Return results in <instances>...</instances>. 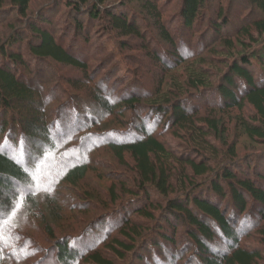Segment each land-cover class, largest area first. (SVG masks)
Segmentation results:
<instances>
[{
    "label": "trees",
    "instance_id": "trees-1",
    "mask_svg": "<svg viewBox=\"0 0 264 264\" xmlns=\"http://www.w3.org/2000/svg\"><path fill=\"white\" fill-rule=\"evenodd\" d=\"M231 1L49 0L36 16L32 0H0V264H264V150L239 163L234 144L227 154L210 144L209 136L227 131L220 118L197 122L205 108L225 113L248 105L254 114L240 118V127L264 146V46H255L264 36V0ZM228 4L240 5L238 16L246 8L262 15H244L237 24ZM69 6L73 18L64 20ZM100 28L102 42L92 46ZM219 41L243 51L211 80L203 57ZM130 56L137 66L153 64L152 83ZM48 62L55 68L45 70ZM46 78L54 84L50 95L43 91ZM53 94L68 104L56 111ZM82 106L90 107L88 117L92 109L96 114L83 125L86 133L75 135L63 114L78 110L79 120ZM174 128L206 139L211 151L197 144L176 156L165 142ZM101 142L120 166L127 155L134 163L135 187L112 182L103 211L123 207L108 230L121 236L110 248L117 263L102 252L106 241L80 249L74 235L55 228L65 217L55 190L64 183L76 188L88 177L89 148ZM120 192L130 197L119 202ZM96 221L106 224L93 220L85 230ZM24 222L25 230H44L39 239L26 237L33 258L15 240ZM252 235L260 246L245 242Z\"/></svg>",
    "mask_w": 264,
    "mask_h": 264
},
{
    "label": "rangeland",
    "instance_id": "rangeland-1",
    "mask_svg": "<svg viewBox=\"0 0 264 264\" xmlns=\"http://www.w3.org/2000/svg\"><path fill=\"white\" fill-rule=\"evenodd\" d=\"M48 1L49 0H32V4H31L32 14L38 16L40 12L42 11L44 4H48ZM230 2L232 1L230 0ZM227 6L228 7L230 6L231 8H233V11L231 10L232 12L231 11L230 12L233 13L232 17L235 18L237 24L239 21H240L239 23H241L242 20L245 21L244 15H246L247 17L248 14L253 13L251 12V10L253 9L246 8L245 10H242L244 12L242 16H238V14L241 15L240 14L241 9L239 8L240 7L239 4L233 5V6L228 4L226 5V8ZM69 7L66 8V14L63 16L64 20L66 19L70 20V18H73L70 12L71 7L70 8ZM172 13L177 14V11L174 10L172 11ZM252 15H253L252 17H259L262 14H260V11L256 10V12H254ZM262 16H264V13ZM246 19H249V16ZM84 23L86 27L84 29V32H86L89 30L90 23L88 20H85ZM151 29L152 28L149 27V30ZM101 32H102L101 28L99 29V31L97 30L93 31L94 34L92 36L91 43H90L92 46L93 44L102 42L104 35L101 34ZM262 40L263 41L260 44L255 45V46H258L257 49L264 46V36ZM224 45H225L224 42L219 41L218 43H216V47L214 46L217 49V51H215L213 48L209 50L206 53V55H204L203 57L204 68L206 69V71H208L207 74L211 80H215L217 78V76L214 75V72L225 70L226 65L229 62H231L229 60L230 57L235 55V53H240L241 51H243L241 50L243 48L241 46L239 47L238 45H237L238 47L236 46L231 49L229 48L226 49ZM225 46H228V45H225ZM253 47L254 46L252 45L249 48L250 51L253 50ZM130 52L131 51H124L123 53L130 54ZM141 55H145L144 51H142ZM144 58H147V57H144ZM101 59L102 58L98 57L97 60L92 61L91 63L92 68L99 65L101 62ZM134 59L135 58H131L130 56L129 61L132 64V66L134 68H137L140 74L141 73L143 74L144 76L143 78L148 84L149 82L152 83V81L155 79L154 74H153L154 73L153 64L149 62L148 60H145L144 62L138 61L137 62L138 66H137L135 64ZM47 64L49 68L46 65V67H44L45 70H50V68L51 69L55 68V66H53L51 62H48ZM106 69H109V66L105 65V67L102 70H100L101 71L100 77H103V75L106 72ZM61 70L65 71V73L67 71H74L72 73V76H74L75 74H79L75 69L71 67L70 68L62 67ZM50 74L58 75V72L53 70V71H50ZM183 79L184 78L182 77L181 79H179V81L181 82ZM46 81H47V78L42 83H45ZM44 87L45 88H43V91L46 90L47 93L50 95L51 94L50 91L53 90L54 84L50 81L49 82L47 81ZM55 97L56 95L53 94L51 96L52 100L49 101V103H50V107L54 108L56 111L61 110L60 104H64L65 106L68 104L67 101H64L63 99L57 100ZM71 106H73V103H71ZM89 108L90 107L86 108L84 106L79 107V113H81L82 117H85L84 123L82 121L83 119L82 117L79 120L76 118V113H78V110L76 112L74 111L75 113H73V109L71 110L67 109L66 113L68 117L66 114L65 115L63 114V118L66 119L67 124H69L68 126L71 125V128L76 130L75 135L78 134L79 132L86 133V128L89 127V125L86 126V128H82L83 125L86 123V121H90L91 118L95 116L96 114L95 109H92L91 115H89L90 117L86 115L87 110ZM54 113L51 114L52 117H54L55 115ZM253 114H254V110L248 105H246V107L243 110H237V111L232 110V111H228L225 113H223L222 110L220 111L216 110L214 112V110L212 109L207 110V108H205L198 113L197 122L201 124V122H204L205 117L212 118L213 116H216L217 118H220L225 128L227 129V131H225V134L221 138L218 135L209 136L210 144H214L215 146L219 147L221 152L222 153L226 152V154L227 152L230 151L229 148L231 147V145L234 144L236 147V154H237L236 159H238L239 163H241V162H244L249 155H251V158H252V155H254V153L261 152L264 150V146L262 144H258L257 142H254L248 138V136L242 131V128L240 127V124H239L240 118H242L243 116L250 117ZM112 118L113 117H110L108 121L111 120ZM106 123L107 121L105 122V124ZM99 127H102V126H99ZM177 129L178 128H174V130L166 137V140H165V142H167L166 144L167 147H169L170 149H173V152L176 153L175 154L176 156H180L182 154L187 155V153L192 151V147L197 146V144H199V146L203 145L207 147L206 151L207 150L209 152L211 151L210 147L208 146L209 143L208 145L207 143H205L206 139L195 141V139L190 134L189 129H185L183 131H179V129L178 130ZM224 137H226L225 138L226 141L222 140L224 139ZM90 141H91L90 139H85V144L88 145ZM91 144H92V141H91ZM89 150L90 152L87 155V161L90 163L92 169L90 170L88 177L85 178V180L81 181L79 186L76 188H73L69 184L64 183V185L62 184L60 185L59 189L55 190L57 194H59L58 192L61 191V195L60 194L59 195L61 196L60 199L65 208L64 210L65 217H63V219H61L60 222H56L55 228L57 232L59 231L60 233L64 232L65 234L74 235L73 238H75V240L78 242V247L80 249L83 247L84 248L89 247L101 241H104V242L106 241L104 244H108V245L107 246L105 245L102 252L110 256L111 257L110 259H114L115 263H117V256L110 250V248L114 244L113 240L118 239V237L121 238V236L118 230L115 232V233L118 232L117 234L115 233L113 234L112 231L114 230H111V231H108V230L114 229V226H117V223L122 219L120 211L121 209H123V207L118 206V207H115L114 209H110V211L105 213L104 215H103V211L106 208V204H109V201H111L109 197L108 187L111 185L112 182L119 181L120 183H124L128 185L130 188L135 187V184H134L135 178H132L134 177V171L132 168L134 163L132 159L129 158V155H127L126 162L127 164H130V167H128L127 164H122L120 166L116 158L107 148V145H105L103 142L99 143L98 145L93 144V146L89 148ZM199 155H194V156H198V158L199 157L202 158V156L201 155L199 156ZM222 157L223 155L219 157L218 161H220ZM239 163L237 164L239 165ZM239 166L241 167V165ZM175 178L177 179L178 177L176 176L174 177V182L177 183L179 179L175 180ZM83 193L87 194V196L83 195ZM121 194H122L123 199H121V201L119 202H123L124 200L130 197L128 196L129 193L120 192V195ZM77 195L79 196L78 200H77ZM80 195L81 196L83 195V198L85 196L86 199H81L82 197H80ZM90 197L92 199L89 201ZM88 201L91 203V205L89 206L87 205ZM70 207L71 208L75 207V208L71 209ZM77 209L79 210L75 211L74 213L72 212ZM101 218L103 220L105 219L106 224L96 221L92 225V227H90L88 230H85L88 228L90 222H92L93 220L101 219ZM141 220H142L141 218H138V222ZM26 224L27 222L26 223L24 222L23 225L18 226L20 230H16L15 240L19 245H23L27 248L26 250L29 252L28 253L29 256L27 258H29L30 256L33 258L31 251L34 245H33V242H31L30 238L39 239L41 236H43L44 230L42 227L40 229L32 227L29 230H25ZM108 234L109 235L113 234V235L108 239ZM26 237H30V238H26ZM112 238L114 239L112 240ZM245 242L254 248L258 245L259 246L261 245V243L258 241L257 235H252L246 238ZM82 264H87V263L82 261Z\"/></svg>",
    "mask_w": 264,
    "mask_h": 264
}]
</instances>
